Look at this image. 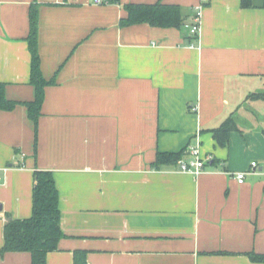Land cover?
Masks as SVG:
<instances>
[{"label": "crops", "instance_id": "obj_1", "mask_svg": "<svg viewBox=\"0 0 264 264\" xmlns=\"http://www.w3.org/2000/svg\"><path fill=\"white\" fill-rule=\"evenodd\" d=\"M182 7L186 27H120L126 4ZM0 0V83L19 104L0 110V264L5 225L33 215L36 171L53 173L64 237L47 264H262L264 254V0ZM39 13L45 88L35 128L30 10ZM196 45L194 48L191 45ZM227 146L214 129L229 117ZM199 145L203 174L155 168L158 153ZM260 167L252 170L251 163ZM245 172L243 184L237 174Z\"/></svg>", "mask_w": 264, "mask_h": 264}, {"label": "trees", "instance_id": "obj_2", "mask_svg": "<svg viewBox=\"0 0 264 264\" xmlns=\"http://www.w3.org/2000/svg\"><path fill=\"white\" fill-rule=\"evenodd\" d=\"M120 4V0H114ZM242 7L252 8V0H242ZM127 16L120 21V27H131L148 24L154 28L178 30L186 27V18L182 7L162 2L155 4H126L123 6ZM39 13L33 5L30 10V33L27 37L31 52V85L35 89V99L27 102L28 115L37 127L40 110L44 101L45 88L54 84L55 80H47L41 70L39 54ZM194 39V38H193ZM247 100L264 101V92L252 93ZM18 102L6 97V86L0 83V110L12 111ZM238 130L236 119L231 116L222 125L212 130L214 140L221 147L228 145L231 134ZM184 151L179 153H158L155 168L177 165L183 157ZM5 243L2 254L8 252L30 253L32 264H47L49 253L58 250L60 240L64 237L61 227L60 197L55 178L50 171H36L33 189V215L29 219H10L5 225ZM251 261L264 264V254L250 253ZM74 264H88L86 252L74 253Z\"/></svg>", "mask_w": 264, "mask_h": 264}, {"label": "built area", "instance_id": "obj_3", "mask_svg": "<svg viewBox=\"0 0 264 264\" xmlns=\"http://www.w3.org/2000/svg\"><path fill=\"white\" fill-rule=\"evenodd\" d=\"M210 3V0H200L199 4L194 7V16L192 18V23L189 27V34L195 40H199L200 31H201V17L203 10ZM196 45H191L194 48ZM211 157H202L201 150L199 145L191 147L183 155V157L178 161L177 166L180 172L192 174L199 176L203 174L206 170V166L210 163ZM251 168L254 171H257L260 167V164L257 161L251 163ZM246 173L240 172L237 174V181L239 184H243L245 181ZM3 179L0 178V188L2 186Z\"/></svg>", "mask_w": 264, "mask_h": 264}, {"label": "water", "instance_id": "obj_4", "mask_svg": "<svg viewBox=\"0 0 264 264\" xmlns=\"http://www.w3.org/2000/svg\"><path fill=\"white\" fill-rule=\"evenodd\" d=\"M2 209H3V206H2V204H0V212L2 211Z\"/></svg>", "mask_w": 264, "mask_h": 264}]
</instances>
